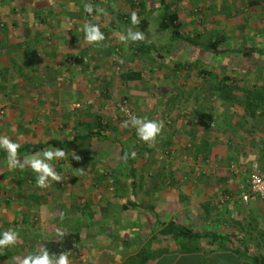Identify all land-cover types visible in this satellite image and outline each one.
<instances>
[{"label": "rangeland", "instance_id": "obj_1", "mask_svg": "<svg viewBox=\"0 0 264 264\" xmlns=\"http://www.w3.org/2000/svg\"><path fill=\"white\" fill-rule=\"evenodd\" d=\"M164 2L183 23L187 38L198 46L177 44L168 32H158L161 0H0V24L5 29L3 33L12 38L7 47L11 55L0 57V135H7L21 147L52 138L68 140L88 131H98L104 138L64 148L67 156L54 162L62 179L51 181L47 188L37 187L36 173L29 167L18 165L13 169L7 155L2 156L0 231L14 229L20 238L14 246L0 248V264H18L17 258L39 253L44 239H53L58 230L86 231L82 233L85 247L79 245L77 252L67 254L71 264H82L89 254L97 257L103 250L100 246L107 243H130L135 238L143 243L147 237L140 233L141 229H157L161 220L148 216L145 201L138 212L123 206L133 200L132 192H136L134 201L143 200L148 166H161L171 156L169 151L175 149L167 139L169 108L158 103L153 109L151 101H159L157 96L170 100L179 95L178 102L186 97L194 102L196 96L213 93L229 99L235 96L240 101L251 92L264 97V58H243L233 53L217 56L209 49L219 34H224L225 45L231 49L242 45L264 48V0ZM86 4L104 9L107 14H88ZM132 12L137 15L138 25L131 23ZM89 21L99 25L105 36L116 24L119 35L131 28L143 32L145 40L125 44L128 50L122 52V60L88 57L83 49L86 44L70 42L68 37H84L82 28ZM141 22L147 27H142ZM140 43L142 54L131 53ZM110 47L114 50L117 46ZM173 69H181L175 83L182 84L183 89L172 94L168 88ZM133 71L147 74L132 77ZM165 74L163 82L161 76ZM215 84L218 88L211 89ZM144 85L147 90L142 89ZM146 92L151 95L148 101L137 103L134 94ZM122 102L137 116H161L164 128L154 143L139 140L135 129L122 126L124 120L118 110ZM233 110L240 126L230 134L236 138L222 134L219 142L222 148L240 142L242 153H248L245 158L250 161L249 167L242 173L246 182L253 172L264 171V104L256 112L263 115L256 114V119L244 106ZM0 152L7 153L2 148ZM172 156L176 159L177 153ZM26 157H18L21 164ZM132 179L139 189L132 188ZM251 202L248 204L252 211L264 214L260 201ZM262 222L251 219L248 228L257 235L262 232ZM226 226L241 235L234 224L227 222ZM238 227L242 229L241 224ZM135 228L140 234L135 235ZM106 229L111 235L105 237L100 230Z\"/></svg>", "mask_w": 264, "mask_h": 264}, {"label": "crops", "instance_id": "obj_2", "mask_svg": "<svg viewBox=\"0 0 264 264\" xmlns=\"http://www.w3.org/2000/svg\"><path fill=\"white\" fill-rule=\"evenodd\" d=\"M179 22L183 29V23L180 19ZM140 24L144 28L147 27L145 23ZM113 27L114 30L105 36V40L100 43L101 45H97L99 48H96V45L89 44L83 35L77 38L69 36L68 40L73 43H85L86 47H83L85 50L84 54L88 57L110 60L112 62H114V59L122 60V52L128 50V45L125 46V43L121 42L120 36L122 33L119 35L117 32L118 25L114 24ZM108 28L112 27L109 26ZM158 32L165 33L159 30ZM103 33L105 34V32ZM10 43H12V38L0 32V44L3 47L0 52L1 58L4 59L6 56L9 57L11 55L9 54L11 48H7L11 46ZM112 44L117 46L114 50L110 47ZM142 48L143 44L140 43V47L134 49L135 51L131 49V53L133 52L136 55L142 54V51H140ZM179 70L181 69L171 70L173 74L169 82L171 85L167 87H169L168 90L172 94L177 89L180 90L179 88L183 89L182 84L175 83V80H177L175 76L181 75ZM145 74L143 71H133L131 75L132 77L142 78ZM161 78L164 82L167 79L166 74L162 75ZM157 79H159V76L156 77ZM183 79L184 82L186 80L185 76ZM150 81L155 83L152 79ZM174 85H177V87L173 88L172 86ZM217 88L218 85H211V89ZM142 89L147 90V87L144 85ZM149 95L150 93L148 94L147 92L134 94L137 103H139V100L147 102ZM174 96H177V94ZM157 97H159V101L155 99L151 101L153 102L151 105L153 109H156L158 103L163 104V107L168 106L170 117L166 120L168 124L167 139L170 145H175V151L173 149L169 151L171 156L161 166H148L145 196L142 197L143 200L134 201L136 192H132L134 195H132L133 200L130 202L142 205L145 201L148 206L147 209L150 211L148 216L152 217V220H156L157 216L163 223L176 221L181 225L194 228L198 232H212L216 230L223 233L227 230L228 233L234 232L237 237H244V239L242 238L243 244L233 245L229 243L225 246H220L209 240H202L197 244L196 251L183 253L177 251L174 243L168 238L153 241V236L161 228L155 229L152 227L145 230L141 229L140 233L147 237L143 243H138L136 238L130 243L121 241L122 243L107 245L106 241L107 244L100 246L103 252L101 251L97 257H91L90 254L84 255V257L86 256V260L82 264H131L136 259L139 261L138 257L142 252L148 255V260H146L145 264H251L249 260L241 255L242 250L245 248L248 249L250 254L257 255L259 253L260 255L258 256L264 257L262 253L264 249V222L261 224L263 226L262 232L257 235L248 228L251 219L264 221V214L258 215V213L251 210L252 208L248 204L250 200L256 204L259 201L253 196H250L247 203L242 201V197L249 195V180L245 182L242 175L248 169L247 166L249 167L250 161L245 158V155H248V153H242L243 148L240 142H236L234 147L229 145L227 148H222L224 145H220L219 142L222 139V134L225 135L223 137L229 139L236 138L230 134L234 130V127L239 125L233 109L242 106L247 108V98L240 101V98L235 96L234 99H229V96H217L213 93V95H200L199 98L196 96L192 99L194 102H191L187 97L178 102L177 97L174 99L170 97V100L164 96ZM263 102L261 103V107H263ZM198 113H206L212 116V124L209 130H204L197 125ZM152 119L160 120L161 116ZM253 119H256V116ZM229 149H233L232 152L228 151ZM175 152L177 153V158L172 159V155L176 154ZM4 154L7 155V153ZM189 159L190 162H188ZM231 163L233 165L228 166ZM261 172L264 171L262 170ZM131 186L134 189L136 188V190L140 188L135 179H132ZM138 209L135 208V211L138 212ZM227 222L234 224L242 236L238 232H235L233 228L226 226ZM240 224L242 225V229L238 227ZM136 229L138 230V228H135V231ZM74 231L80 234V242L74 251L77 252L80 249L79 245L85 247L83 238L85 235L82 233H86V231L81 232L79 229ZM100 231H102L101 233L105 237L111 235L109 229ZM115 232L117 233V231ZM121 233L119 234L121 235ZM138 233L139 231H136L135 235H138ZM57 236L58 233L56 232V236L54 235L53 237ZM254 238L256 239L254 240ZM47 239L52 238H45L44 242ZM40 247L42 250V245ZM155 252L157 255L154 256ZM6 254L9 256L8 253ZM71 260V257H69L70 264Z\"/></svg>", "mask_w": 264, "mask_h": 264}, {"label": "trees", "instance_id": "obj_3", "mask_svg": "<svg viewBox=\"0 0 264 264\" xmlns=\"http://www.w3.org/2000/svg\"><path fill=\"white\" fill-rule=\"evenodd\" d=\"M162 3V15L158 21V30L160 32H168L171 39L174 42H187L193 46H198V43L192 39L187 38L182 31V26L179 22V18L176 13L170 10L168 4L161 0ZM142 24L144 22H141ZM3 26L0 24V32H5V29H2ZM2 45L0 44V52L2 51ZM209 49L214 55H223V54H237L243 58L251 57H260L264 58V48L254 47L250 45H242L237 49H231L225 45V36L224 34H219L218 37L209 45ZM246 109L249 112L251 117L256 116L258 110H262L261 103L264 101V97L261 93L251 92L246 97ZM263 115V113H259ZM212 124V116L206 113H198L197 115V125L202 127L204 130H209ZM96 138L98 140H103L100 132L88 131L85 134L76 135L68 140L60 141L58 139H51L45 143L29 144L20 147L18 150V157L29 156L30 154L40 152L43 149L47 148H67L71 145L76 144L78 141H85L88 139ZM4 155L3 152H0V159ZM132 171L134 170L131 167ZM75 179L72 180L74 182ZM125 210L142 208L140 204L128 203L123 206ZM160 221L156 216V221ZM158 227L161 229L153 236V241H157L162 238H168L171 240L177 251L190 253L196 251V246L202 240H209L212 243L219 244L220 246H225L227 244L233 245H242L243 239L237 237L234 232L228 233L227 230L223 233H220L216 230L207 231V232H198L196 229L181 225L176 221H171L168 223L157 222ZM241 229V227H240ZM61 233H66L65 235H58L53 239H47L42 243V250L47 248L50 253H71L77 249V245L80 242V234L77 231H62ZM237 253L240 254L238 250ZM157 255L156 252L154 256ZM241 255L245 259L249 260L251 264H264V257L250 254L248 249H244L241 252ZM133 261L131 264H145L148 260V255L145 252L140 253V256Z\"/></svg>", "mask_w": 264, "mask_h": 264}, {"label": "clouds", "instance_id": "obj_4", "mask_svg": "<svg viewBox=\"0 0 264 264\" xmlns=\"http://www.w3.org/2000/svg\"><path fill=\"white\" fill-rule=\"evenodd\" d=\"M85 12L92 14L94 11L106 15L104 9H94L92 4L85 5ZM131 23L138 25L139 20L135 12L131 13ZM82 31L84 39L92 45H99L105 40L104 33L100 30V26L94 23L86 22L83 25ZM120 40L122 43L137 42L145 40L144 33L141 31H133L131 28L126 33L121 34ZM122 126L125 128L131 127L135 129L136 136L139 140L152 144L156 138L161 135L164 128L162 120L149 119L147 117L137 116L131 112L128 113V118L122 121ZM20 145L13 142L7 135H0V148L7 152L9 167L15 169L18 165L29 167L36 173V185L39 188H47L51 181L60 182L62 177L54 167V162L64 159L67 153L61 148H47L40 152H36L27 156L21 164L18 159V150ZM73 156V154H72ZM135 156V153H132ZM79 159L78 157H73ZM60 233L58 235H65ZM19 234L14 229L0 231V248L12 247L19 240ZM18 264H70L69 257L66 253H50L47 248L39 253H30L23 258H17Z\"/></svg>", "mask_w": 264, "mask_h": 264}, {"label": "built area", "instance_id": "obj_5", "mask_svg": "<svg viewBox=\"0 0 264 264\" xmlns=\"http://www.w3.org/2000/svg\"><path fill=\"white\" fill-rule=\"evenodd\" d=\"M119 115L123 120L128 118V113L131 110L126 102L118 105ZM250 196L257 198L264 205V174L260 171L253 172L249 177V195L242 197V201L247 203Z\"/></svg>", "mask_w": 264, "mask_h": 264}]
</instances>
